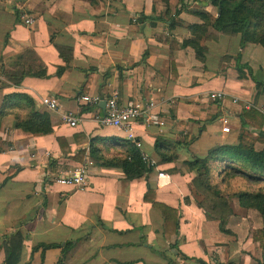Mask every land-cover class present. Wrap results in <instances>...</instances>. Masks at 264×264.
Masks as SVG:
<instances>
[{
	"label": "crops",
	"instance_id": "1",
	"mask_svg": "<svg viewBox=\"0 0 264 264\" xmlns=\"http://www.w3.org/2000/svg\"><path fill=\"white\" fill-rule=\"evenodd\" d=\"M197 11L216 16L208 0H0V106L6 95H26L35 111L49 115L52 127L33 134L14 128L12 114L0 117V245L18 230L19 264H45L50 251L56 252L55 264L60 248L43 254L32 249L70 239L72 251L78 250L72 264H169L159 252L173 264L262 260L264 246L253 240L262 230L264 241L260 213L224 193L232 213L221 231L220 220L202 207L203 195L193 185L197 173L186 161L237 145L243 113L253 108L264 114V48L208 28L212 37L201 41L199 60L192 47L182 46L191 38L186 26L201 22ZM14 73L17 83L10 80ZM216 91L225 97L210 99ZM114 94L120 102L153 101L159 122L100 125L94 114ZM81 95H99L101 102L84 104ZM44 97L56 98L58 108L48 110ZM63 113L78 123L70 126ZM248 129L255 150L263 149L264 122ZM157 138L173 145L171 161L156 152ZM129 144L153 165L133 180L121 168L102 164L122 156ZM77 167L87 172L82 186L56 181ZM240 181L225 179L221 190L243 187ZM148 187L153 201L179 211L178 232L168 239L160 210L144 200Z\"/></svg>",
	"mask_w": 264,
	"mask_h": 264
},
{
	"label": "trees",
	"instance_id": "2",
	"mask_svg": "<svg viewBox=\"0 0 264 264\" xmlns=\"http://www.w3.org/2000/svg\"><path fill=\"white\" fill-rule=\"evenodd\" d=\"M162 1L167 3L169 0ZM208 1L213 7H216V16L212 18L209 13L195 12L201 22L186 26L191 38L183 40V47H192L196 57L199 60H204L205 47L201 45V41L212 37L208 33V28H212L224 35L233 36L240 34L242 44L254 43L264 48V0ZM0 73L3 72L1 71ZM10 80L17 83L18 73H14ZM89 81L90 76L87 74L84 86H87ZM18 109L25 110L26 114H21ZM7 114L14 116V128L33 134H46L52 130L49 115L46 112L35 111L33 101L26 95L18 93L6 95L0 106V117ZM243 117L246 119V123L243 124L244 128L239 136L237 145H224L213 148L204 157H194L192 160L186 161L187 167L197 173L193 179L194 187L208 197V208L204 207V203L202 207H204L208 215L211 213L210 216L220 220V230L223 232H226L223 226L224 219L232 213L225 194L218 187L225 179H234L238 176L244 178L247 187L231 190L230 196L236 197L241 207L257 210L264 221V187L248 188V186H251L248 181L264 184V148L258 151L255 150L253 146L254 138L249 134L251 131L248 129L250 127L260 128L264 122V114L250 108L243 113ZM259 138L264 141V132L259 134ZM154 147L162 161L172 160V156L168 152L170 147H173L171 143L157 138ZM102 164L121 168L125 178L128 180L145 176L153 169V165L142 159L141 151L133 144L128 145L122 156L104 159ZM214 176L219 179V182H213ZM151 195L152 190L148 187L144 194V200L151 201L152 205L160 210L163 216V236L168 239L170 235L178 232L179 211L166 204L153 201L150 197ZM262 232V230H258L253 234V240L258 241L260 247L264 246ZM22 239L23 237L18 230L2 238L0 248L4 251L3 264H19ZM74 245V241L70 240L65 241L63 244L41 243L35 246L32 252L41 249L43 254L47 249L60 248V256L55 264H67V254ZM169 246L176 247V243H172ZM159 254L168 260L169 264H173L171 259L163 252H159ZM181 255L183 254L181 253ZM25 264H29V262ZM226 264L235 263L228 262ZM259 264H264V257Z\"/></svg>",
	"mask_w": 264,
	"mask_h": 264
},
{
	"label": "built area",
	"instance_id": "3",
	"mask_svg": "<svg viewBox=\"0 0 264 264\" xmlns=\"http://www.w3.org/2000/svg\"><path fill=\"white\" fill-rule=\"evenodd\" d=\"M25 24H31L32 18L27 14L19 15ZM210 99L219 100L225 97L222 91L211 92ZM80 101L84 104L98 105L101 102L99 95H81ZM234 102L237 100L234 99ZM42 103L48 110L54 111L58 108V101L54 97L42 98ZM156 104L151 100H128L120 102L117 95H112L104 101V111L102 113H95L94 119L102 126H112L116 128H126L132 121L144 119L150 123H158L159 117L155 113ZM62 119L67 121L70 126H75L78 123V118L70 113H63ZM226 122V120H224ZM228 127H223V131L227 132ZM142 159L147 161L146 157L142 155ZM86 170L84 167H77L64 175L56 177V181L62 184H70L74 186H82L86 182Z\"/></svg>",
	"mask_w": 264,
	"mask_h": 264
},
{
	"label": "rangeland",
	"instance_id": "4",
	"mask_svg": "<svg viewBox=\"0 0 264 264\" xmlns=\"http://www.w3.org/2000/svg\"><path fill=\"white\" fill-rule=\"evenodd\" d=\"M202 4V3H201ZM201 6H203V4L201 5ZM214 9L216 10V7H214ZM214 15V14H213ZM210 63H213V62H211L210 61ZM209 98V97H208ZM236 180H238L239 182H241L240 180H244V178H242V177H240V176H238V177H236ZM213 182L214 183H217V182H219V179L217 178V177H213ZM243 183H238L236 186H233V187H231V189H225L226 191H224L223 190V193H228V198H231V190H235V189H237V188H240V189H244L245 187H247L246 185H247V183L246 184H244V186L243 187H241V185H242ZM248 184L249 185H251V186H248V188H252V189H256V188H258L259 186H263L264 187V184H261V183H253V182H250V181H248ZM238 186V187H237ZM218 187L220 188V189H222V186H220V185H218ZM202 195H203V203L205 204V206L204 207H206V208H208V206H207V204H209V202H208V197H206L201 191H199ZM77 233L78 232H75V234H73L72 236H74V235H77ZM70 241H74V239H70ZM2 248H0V250H1ZM3 250V249H2ZM51 253H49V255H45V258H46V261H45V264H53V262L55 261V257L53 256L54 254H56V252H54V251H50ZM53 254V255H52ZM69 256H68V262H69V264H72L73 262H74V260L77 258V254H78V250L76 249L75 251H72V250H70L69 251ZM71 254V255H70ZM3 260H4V256H3V258L2 257H0V264H3Z\"/></svg>",
	"mask_w": 264,
	"mask_h": 264
}]
</instances>
